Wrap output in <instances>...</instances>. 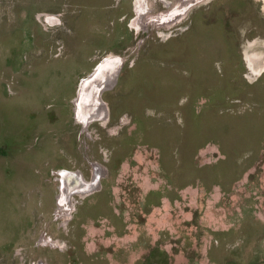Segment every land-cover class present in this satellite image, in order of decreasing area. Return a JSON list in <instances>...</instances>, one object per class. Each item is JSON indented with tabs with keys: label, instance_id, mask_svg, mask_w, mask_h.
I'll return each mask as SVG.
<instances>
[{
	"label": "rangeland",
	"instance_id": "374dc122",
	"mask_svg": "<svg viewBox=\"0 0 264 264\" xmlns=\"http://www.w3.org/2000/svg\"><path fill=\"white\" fill-rule=\"evenodd\" d=\"M136 2L0 0V264H264V0L141 30ZM110 55L85 130L79 85ZM96 166L62 211V172Z\"/></svg>",
	"mask_w": 264,
	"mask_h": 264
},
{
	"label": "flooded vegetation",
	"instance_id": "af4514ba",
	"mask_svg": "<svg viewBox=\"0 0 264 264\" xmlns=\"http://www.w3.org/2000/svg\"><path fill=\"white\" fill-rule=\"evenodd\" d=\"M147 0H137L136 2V6H135V10L137 16L135 17V19H133L132 21V25H134L136 27L137 30H141V29H146L150 24L151 25H158V26H162V25H167V24H171L173 21L183 17L186 15V13L189 11L190 8H192V6L196 5V3L198 1L201 0H180L179 2H177V6H175L174 9L166 11L165 13L162 14H157V15H146V11H145V5ZM163 2L166 3V6L169 7L170 6V1H166L163 0ZM248 40L247 38H245V41ZM258 40L253 39L252 42L249 43V40L246 41V44H244L245 47H250L256 45ZM242 46V43H241ZM243 47V46H242ZM116 62H120V70L122 67V60L120 57L115 56V55H110L108 57H106L104 60H102V62H99L96 65V68L99 66V64L103 63L104 61H108V60H114ZM250 59V57H249ZM253 60V58H252ZM96 68L94 69V72L96 70ZM93 71L90 73V75L84 77L79 85V91L81 89V87L83 86L85 88V86L83 85V82L85 79H87L88 77H90L93 73ZM120 74V71H119ZM105 79L107 80H112V76L110 77L109 75L104 76ZM118 79H119V75L117 77V83H118ZM115 83L114 85L109 86L108 88H106L103 93L102 96L104 95V93L112 88H114L116 86ZM79 91L78 94L75 98V111H76V115H82L83 114H89L91 111H89L88 109H83L80 105L79 99H78V95H79ZM104 97V96H103ZM104 100V99H103ZM105 102V101H104ZM107 113H108V108H107ZM80 118V122H82V124L84 125L83 121H82V117ZM101 120H106V118H102L99 119ZM96 120V121H99ZM92 123V122H91ZM88 126H85V130L88 129ZM83 174V173H82ZM79 171L74 172V171H68L65 170L62 172V175L64 178L66 179H71L74 178V180H72L70 183L65 182L63 183V187H62V194L59 196V203H60V209L62 211H70L72 210V205H71V196L73 194H85L87 192H89L90 190H92L93 186L95 184L98 183V179H100L101 175L103 174V171L96 166L94 175H93V181H89L87 180L84 175H82Z\"/></svg>",
	"mask_w": 264,
	"mask_h": 264
},
{
	"label": "bare ground",
	"instance_id": "6f19581e",
	"mask_svg": "<svg viewBox=\"0 0 264 264\" xmlns=\"http://www.w3.org/2000/svg\"><path fill=\"white\" fill-rule=\"evenodd\" d=\"M249 60L251 66L252 62L255 61H253L252 58ZM119 63L120 62H116L115 59L106 60L99 64L95 72L90 77L84 80L83 85L85 88L83 86L81 87L78 99L81 107L83 109H88L91 112L89 114H83V116L78 115V118L82 117V121L85 126L93 121L107 117V106L102 98V93L106 88L116 83L120 71ZM106 75H109L110 77L112 76L113 79H105L104 76Z\"/></svg>",
	"mask_w": 264,
	"mask_h": 264
},
{
	"label": "water",
	"instance_id": "95a60500",
	"mask_svg": "<svg viewBox=\"0 0 264 264\" xmlns=\"http://www.w3.org/2000/svg\"><path fill=\"white\" fill-rule=\"evenodd\" d=\"M117 82V81H116Z\"/></svg>",
	"mask_w": 264,
	"mask_h": 264
}]
</instances>
